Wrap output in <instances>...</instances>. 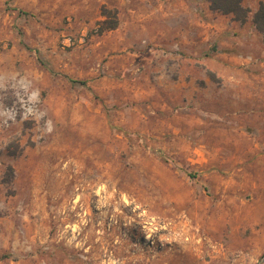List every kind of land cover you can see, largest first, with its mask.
<instances>
[{"label":"rangeland","instance_id":"374dc122","mask_svg":"<svg viewBox=\"0 0 264 264\" xmlns=\"http://www.w3.org/2000/svg\"><path fill=\"white\" fill-rule=\"evenodd\" d=\"M260 1L236 20L252 63ZM169 3L0 0V264H264V107L258 127L228 122L255 113L209 101L221 77L160 71L156 41L122 34ZM102 6L117 26L99 33ZM236 35L161 46L211 56Z\"/></svg>","mask_w":264,"mask_h":264},{"label":"crops","instance_id":"0c3cea01","mask_svg":"<svg viewBox=\"0 0 264 264\" xmlns=\"http://www.w3.org/2000/svg\"><path fill=\"white\" fill-rule=\"evenodd\" d=\"M129 10H131L129 12L131 15L136 13L133 9ZM179 17L181 19L177 20L176 18ZM148 18L153 19H151V24L146 22ZM134 28L137 29L136 34L138 37H149L158 43V47L154 49L158 70L161 71L165 67L175 66L173 63L169 65L167 63L169 60H176L179 65V72L184 75L193 76L209 70L216 76L221 77V84L226 86L225 89H222L223 86H216L218 83L214 84L210 81L208 88L213 91L212 94L214 95L210 96L209 101L216 103L223 99L225 102L224 107L231 109L234 107H248L249 109L252 108V113H255L241 118L234 115L236 110H229L228 112L231 115L228 122H235L238 126H243L245 122H248L250 125L258 127V124L263 121L260 120L257 113L260 108L264 107V60L259 63H252L249 57L237 54L233 50L245 44L243 40L247 38L248 34H251L252 38L258 36L249 22L240 23L232 19L231 15L211 11L208 8L207 0L199 4L194 0H171V4L169 3L168 6L159 5L148 14L144 13L140 21L134 22L131 19H126L121 24L122 34L124 35ZM231 29L237 31L235 38L220 41L229 49H220L211 56H199L200 51H195L194 54H191L194 56L179 58L176 54L165 51L164 47L161 46L165 39L177 38V36H179L178 41L195 45L196 42L206 39L211 33L215 37L214 39L217 37L223 38L224 32ZM253 69L260 71L253 73ZM238 91L242 93L241 100L233 96ZM214 97L218 101H213Z\"/></svg>","mask_w":264,"mask_h":264},{"label":"trees","instance_id":"16d2710c","mask_svg":"<svg viewBox=\"0 0 264 264\" xmlns=\"http://www.w3.org/2000/svg\"><path fill=\"white\" fill-rule=\"evenodd\" d=\"M209 8L222 14H232L235 20L243 22L247 19L250 9L242 4V0H207ZM101 13L107 15L111 13L112 20H102L97 31L113 29L117 26L116 10H110L105 6L101 7ZM251 21L255 28L264 34V1H260L258 8L253 12Z\"/></svg>","mask_w":264,"mask_h":264}]
</instances>
